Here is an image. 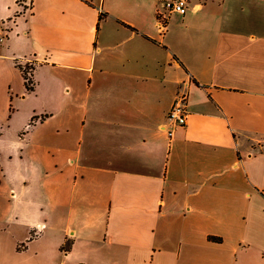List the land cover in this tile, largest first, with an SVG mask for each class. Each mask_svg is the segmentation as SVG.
I'll return each mask as SVG.
<instances>
[{
  "label": "crops",
  "instance_id": "1",
  "mask_svg": "<svg viewBox=\"0 0 264 264\" xmlns=\"http://www.w3.org/2000/svg\"><path fill=\"white\" fill-rule=\"evenodd\" d=\"M161 1L0 0V264H264V0Z\"/></svg>",
  "mask_w": 264,
  "mask_h": 264
},
{
  "label": "built area",
  "instance_id": "2",
  "mask_svg": "<svg viewBox=\"0 0 264 264\" xmlns=\"http://www.w3.org/2000/svg\"><path fill=\"white\" fill-rule=\"evenodd\" d=\"M188 7V0H162L160 9L157 10V26L163 31L166 26L167 18L172 13H178L180 15L185 14ZM6 35V29L0 28V42ZM29 66V61H26L20 64L21 69L26 70V74L29 75L32 73V67L25 68V66ZM188 95L185 91H177L173 103L166 114L165 124L162 126L167 130V133L170 135L173 133L175 128L184 126L187 121V116L189 114L188 103H187ZM43 224H38L35 226V230L40 232Z\"/></svg>",
  "mask_w": 264,
  "mask_h": 264
},
{
  "label": "trees",
  "instance_id": "3",
  "mask_svg": "<svg viewBox=\"0 0 264 264\" xmlns=\"http://www.w3.org/2000/svg\"><path fill=\"white\" fill-rule=\"evenodd\" d=\"M20 67V70H21V74H22V77L24 79V84H25V87L27 90H32L33 87H34V83H33V78H32V73H30L29 75L26 74V70L25 69H21V66L19 65ZM32 67L31 65L29 66H25V68H30ZM9 109H11V106H9ZM43 116L40 117V119H42ZM35 117H32L29 124H33L34 121H35ZM209 239H212V240H219V238L217 237H213V236H209Z\"/></svg>",
  "mask_w": 264,
  "mask_h": 264
},
{
  "label": "rangeland",
  "instance_id": "4",
  "mask_svg": "<svg viewBox=\"0 0 264 264\" xmlns=\"http://www.w3.org/2000/svg\"><path fill=\"white\" fill-rule=\"evenodd\" d=\"M23 1H24V0H19L20 4H22V3H23ZM159 4H160V3H159Z\"/></svg>",
  "mask_w": 264,
  "mask_h": 264
}]
</instances>
